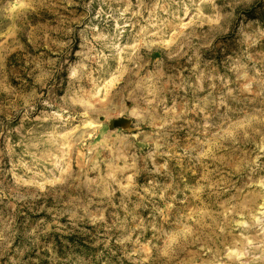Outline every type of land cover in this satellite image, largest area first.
Returning a JSON list of instances; mask_svg holds the SVG:
<instances>
[{"label":"rangeland","instance_id":"obj_1","mask_svg":"<svg viewBox=\"0 0 264 264\" xmlns=\"http://www.w3.org/2000/svg\"><path fill=\"white\" fill-rule=\"evenodd\" d=\"M0 264H264V0H0Z\"/></svg>","mask_w":264,"mask_h":264}]
</instances>
